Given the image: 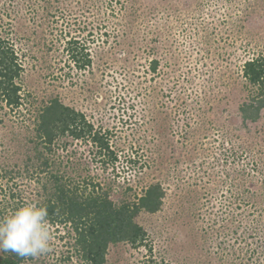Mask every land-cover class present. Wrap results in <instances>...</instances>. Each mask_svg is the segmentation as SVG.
<instances>
[{"label":"rangeland","instance_id":"1","mask_svg":"<svg viewBox=\"0 0 264 264\" xmlns=\"http://www.w3.org/2000/svg\"><path fill=\"white\" fill-rule=\"evenodd\" d=\"M0 32L22 66L21 103L0 98V220L45 203L54 173L117 204L159 184L161 208L135 218L145 241L110 243L105 264H264V109L242 112L264 0H0ZM53 99L110 147L44 143ZM48 221L51 251L24 264H87L71 224Z\"/></svg>","mask_w":264,"mask_h":264},{"label":"trees","instance_id":"2","mask_svg":"<svg viewBox=\"0 0 264 264\" xmlns=\"http://www.w3.org/2000/svg\"><path fill=\"white\" fill-rule=\"evenodd\" d=\"M81 57L83 66L90 64L87 55ZM73 58L78 56L75 54ZM21 69L13 46H10L0 32V98L9 105L21 103V88L16 83ZM244 76L256 90V94L242 107V112L245 120L256 121L264 109V54L244 63ZM37 130L46 144H51L57 134L71 131L76 138L85 134L91 136L101 152L110 147L107 132H93V125L87 122L83 113L64 105L59 99L51 100L42 109ZM51 177L53 185L45 186L50 193L49 197L40 206L47 208L48 219L71 224L76 234V245L87 264H105L110 243L128 241L134 245L142 244L147 234L136 222V216L141 210L156 212L163 204L164 192L159 184L149 186L137 201L125 200L117 204L107 191L100 192L95 187L90 192L81 191L75 185L68 184L58 173ZM29 258L31 257H20L13 252H3L0 264H24Z\"/></svg>","mask_w":264,"mask_h":264},{"label":"clouds","instance_id":"3","mask_svg":"<svg viewBox=\"0 0 264 264\" xmlns=\"http://www.w3.org/2000/svg\"><path fill=\"white\" fill-rule=\"evenodd\" d=\"M52 231L46 207L25 203L0 220V252L38 257L52 248Z\"/></svg>","mask_w":264,"mask_h":264}]
</instances>
